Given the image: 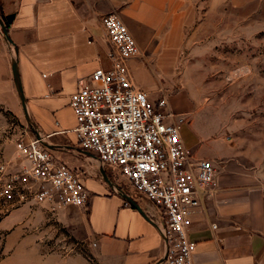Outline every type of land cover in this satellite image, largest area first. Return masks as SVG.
Segmentation results:
<instances>
[{
  "label": "crops",
  "instance_id": "1",
  "mask_svg": "<svg viewBox=\"0 0 264 264\" xmlns=\"http://www.w3.org/2000/svg\"><path fill=\"white\" fill-rule=\"evenodd\" d=\"M250 0H0L10 17L9 42L0 25V103L23 112L12 71L16 60L27 110L54 160L81 172L89 193L86 206L51 211L49 204H18L1 221L13 231L5 237L0 264H163L166 240L148 214L158 212L127 186L102 176L113 173L82 149L70 95L97 68H108L112 48L103 16L117 14L140 48L127 64L136 84L156 102L186 117L184 144L217 169L212 196L202 201L188 234L195 244L194 264H264V185L235 153L204 111L193 110L177 80L181 50L191 48L200 7L245 4ZM33 137L35 133L33 132ZM32 137V138H33ZM20 166V165H19ZM127 193L143 210L126 201ZM34 231L27 232V226ZM86 247L64 250L48 245L59 228ZM37 230V231H35Z\"/></svg>",
  "mask_w": 264,
  "mask_h": 264
},
{
  "label": "built area",
  "instance_id": "2",
  "mask_svg": "<svg viewBox=\"0 0 264 264\" xmlns=\"http://www.w3.org/2000/svg\"><path fill=\"white\" fill-rule=\"evenodd\" d=\"M112 48L108 68H97L70 95L82 149L123 178L127 193L151 202L148 214L166 238L163 264H194L195 242L188 230L203 199L212 196L217 169L213 160L196 157L181 136L186 118L168 109L165 96L150 101L128 67L140 48L114 13L103 16ZM20 166L0 165V199L46 202L51 211L86 206L89 193L81 172L54 160L36 137L19 140Z\"/></svg>",
  "mask_w": 264,
  "mask_h": 264
},
{
  "label": "rangeland",
  "instance_id": "3",
  "mask_svg": "<svg viewBox=\"0 0 264 264\" xmlns=\"http://www.w3.org/2000/svg\"><path fill=\"white\" fill-rule=\"evenodd\" d=\"M196 25L193 46L181 50L177 80L169 90L183 92L193 110L204 111L264 185V0L216 6L215 10L202 5ZM180 130L184 137L190 136L187 124H180ZM33 135L23 112L0 103V165L18 167L23 163L16 143ZM94 156L90 160L98 165ZM108 179L126 186L118 175L109 173ZM18 204L48 203L0 199V223ZM13 229L15 226L0 227V258L6 253L5 237ZM33 231L28 225L27 232ZM58 236L59 240H50L48 245L86 249L65 228H59Z\"/></svg>",
  "mask_w": 264,
  "mask_h": 264
},
{
  "label": "water",
  "instance_id": "4",
  "mask_svg": "<svg viewBox=\"0 0 264 264\" xmlns=\"http://www.w3.org/2000/svg\"><path fill=\"white\" fill-rule=\"evenodd\" d=\"M9 21H10V17H6V16H2V20L0 22L1 25V29L2 32L5 36V38L10 41V38L8 36V32H7V26L9 25ZM12 71H13V77H14V81H15V86L19 95V98L21 100V105H22V110H23V114L27 120V123L29 124V126L31 127V129L33 130V132L35 133V137L38 138L43 144H46L42 138V136H40V134H38L36 132V129L34 128L33 122L29 116L28 110H27V104H26V100L25 97L23 95V91H22V87H21V83H20V79H19V74H18V70H17V63L16 60H13L12 62ZM101 174L103 176V178L111 185L112 181L108 179L107 174L105 172V170H101ZM122 197L128 201L130 204H132L133 206H135L137 209H139L141 212H143V210L139 207V205L125 192H121ZM165 238V236H164ZM166 240V238H165Z\"/></svg>",
  "mask_w": 264,
  "mask_h": 264
}]
</instances>
